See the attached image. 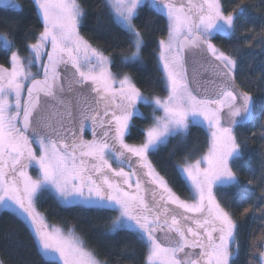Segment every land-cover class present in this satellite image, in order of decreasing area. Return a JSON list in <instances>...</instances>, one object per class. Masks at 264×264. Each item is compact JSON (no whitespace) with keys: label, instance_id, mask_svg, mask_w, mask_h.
I'll return each mask as SVG.
<instances>
[{"label":"snow or ice","instance_id":"6c2138e0","mask_svg":"<svg viewBox=\"0 0 264 264\" xmlns=\"http://www.w3.org/2000/svg\"><path fill=\"white\" fill-rule=\"evenodd\" d=\"M42 30L35 42H15L14 29L0 33V210L14 214L33 238L46 264H121L136 258L125 244L98 258L73 229L49 225L37 202L45 193L66 208L106 210V235L126 234L142 247L143 264H240V225L218 198L227 186H240L235 168L250 137L238 129L254 119L257 99L261 174L249 180L260 195L243 214L264 221V97H254L237 83L240 61L213 43L217 34L236 38L246 29L250 5L226 8L222 0H104L107 15L127 37L119 65L106 50L80 34L86 9L80 0H33ZM22 11L15 0H0ZM258 6H264L260 0ZM148 7L166 19L157 38V61L166 96L145 95L134 77L114 68L143 67L148 45L137 24ZM243 36L264 46V26ZM151 35V32H149ZM11 37V38H10ZM264 50V48H262ZM234 53L239 48L233 50ZM36 67L37 72L31 69ZM264 87V74L255 81ZM151 123L142 140L128 143L135 119ZM204 125L207 151L194 161L174 165L190 192L178 195L153 163L162 146L191 136ZM85 132L91 139L85 138ZM174 155V153H173ZM196 150L190 153L195 156ZM30 169H35L32 175ZM255 173L256 169H250ZM247 264H264V225L249 233Z\"/></svg>","mask_w":264,"mask_h":264},{"label":"trees","instance_id":"16d2710c","mask_svg":"<svg viewBox=\"0 0 264 264\" xmlns=\"http://www.w3.org/2000/svg\"><path fill=\"white\" fill-rule=\"evenodd\" d=\"M17 2L22 6V11L0 6V33L6 32V26L12 27L16 45L21 50V54L27 57L29 53L24 49V43L35 42L33 34H38L42 30V25L33 0H17ZM80 2L86 9V16L80 28L81 34L96 47L105 49L106 54L112 55L119 65V56L127 54L128 51L127 37L110 20L104 7V0H80ZM222 2L226 8L234 7L237 2L250 5L246 14V29L238 32L237 37L231 39L217 34L213 38V43L226 53L234 54L240 61L241 72L238 76L240 85L251 92L254 97H264V87L254 83L264 74V50H262L264 46L258 44L256 40H253L249 46L243 39L244 35L249 34V29L259 32L260 28L264 26V6H258L260 0H222ZM142 23L150 24L149 29L142 30L148 45L142 50L143 67L123 66L119 69L114 68L113 71L130 73L145 95L166 96L161 84V70L158 67L156 55V40L165 34L166 19L145 7L141 11V19L137 21L138 25ZM237 48L239 51L234 53L233 50ZM0 49H2V44H0ZM0 64L8 66L7 57L2 51H0ZM35 69L36 67H33L32 71ZM141 111L148 119L134 120L136 130L128 138L130 143H139L143 138L140 129L151 123V109L145 106L141 108ZM261 111L262 105L257 99L253 121L238 129L240 135L250 137L248 147L241 157V163L234 169L241 182L240 186H227L217 193L222 203L229 206V210L234 213V218L240 225V264H247L249 259V233L254 231L259 236L260 228L264 225V221L253 220L250 215L243 214V209L248 206L251 200L260 195V189L256 183L249 184L248 181L253 179L254 175L258 178L261 174L259 156L262 142L258 138L252 137L253 132L257 134V137L259 136V124L262 123L259 120ZM84 135L91 136L88 132H85ZM207 146L206 128L202 125H193L191 136L186 143L182 144L180 137L173 138L166 146L161 147L158 155L151 157L157 170L169 181L174 191L184 199L190 198V192L184 181L177 176L174 165L183 163L185 157L192 160L198 159L201 154L207 151ZM193 150H196L194 157L190 156ZM250 169H256L255 173ZM37 207L46 217L49 225L61 227L66 231L73 229L85 241L87 247L97 253L98 258L106 259L108 253L114 250L118 252L120 248L128 244L130 248L135 249L136 258L129 260L126 257H121V264H143L142 247L131 237L123 233L115 236L105 234L110 224L108 217H114L117 213L84 207L66 208L61 206L51 193L41 196ZM0 259L4 264H46L33 243L30 233L23 228L14 214L3 210H0Z\"/></svg>","mask_w":264,"mask_h":264},{"label":"rangeland","instance_id":"374dc122","mask_svg":"<svg viewBox=\"0 0 264 264\" xmlns=\"http://www.w3.org/2000/svg\"><path fill=\"white\" fill-rule=\"evenodd\" d=\"M15 2L16 3H18L17 2V0H15ZM80 34H81V31H80ZM82 35V34H81ZM83 36V35H82ZM84 37V36H83ZM85 38V37H84ZM86 39V38H85ZM87 40V39H86ZM89 41V40H88ZM90 42V41H89ZM91 43V42H90ZM92 44V43H91ZM93 46H95V45H93ZM28 57V56H27ZM31 71H32V69H31ZM38 71V69L36 68L34 71H32L33 73H35V72H37ZM203 127H204V125H202ZM85 138L86 139H91V136L90 137H88V136H86L85 135ZM128 143H130V142H128ZM130 144H137V143H130ZM194 161V160H193ZM34 170L35 169H30L29 171H30V173L32 174V175H35L36 174V172H34ZM38 208V207H37ZM38 210H39V208H38ZM40 211V210H39ZM41 212V211H40ZM42 213V212H41ZM43 214V213H42ZM55 227H58V226H55ZM59 228H61V227H59ZM62 229V228H61ZM62 230H64V229H62ZM65 232H67L66 230H64ZM77 234V233H76ZM0 264H4L3 262H2V260L0 259Z\"/></svg>","mask_w":264,"mask_h":264},{"label":"water","instance_id":"95a60500","mask_svg":"<svg viewBox=\"0 0 264 264\" xmlns=\"http://www.w3.org/2000/svg\"><path fill=\"white\" fill-rule=\"evenodd\" d=\"M237 83L240 84V83L238 82V80H237ZM241 87H242V86H241ZM242 88H243V87H242ZM250 93H251V92H250ZM251 94H252V93H251ZM255 113H256V112H255V110H254V117H255ZM252 121H253V120H252ZM252 121H251V122H252Z\"/></svg>","mask_w":264,"mask_h":264}]
</instances>
